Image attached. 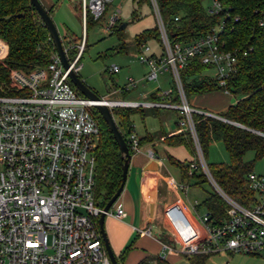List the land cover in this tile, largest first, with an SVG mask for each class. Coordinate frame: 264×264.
Listing matches in <instances>:
<instances>
[{
  "label": "built area",
  "instance_id": "obj_1",
  "mask_svg": "<svg viewBox=\"0 0 264 264\" xmlns=\"http://www.w3.org/2000/svg\"><path fill=\"white\" fill-rule=\"evenodd\" d=\"M108 1L80 0L83 19L86 14L100 19ZM151 3L161 49L156 53L142 43L137 60L147 66L146 80L158 81L159 75L169 72L170 83L176 85L181 101L176 104L163 100L170 99L169 86L157 91L160 101L117 100L110 106L177 109L182 117L180 126H186L193 135L205 178L227 204L226 215L219 221L208 210L195 214L194 226H183L175 234L179 244L163 243L159 257L221 252L264 257V175L254 171L246 174L255 195L249 207L237 203L217 185L197 142L191 117L192 113H212L190 105L179 74L192 58H199L213 69L212 77L224 87L238 59V51L226 48L220 37L225 19L194 39L173 41L155 0ZM205 11L211 16L224 11L228 17L227 8L219 0H208ZM118 20L115 11L104 21L103 31L112 33ZM81 49L71 61L76 70ZM7 53L8 45L0 38V64H4ZM118 70L117 66L110 68L111 73ZM137 82L128 77L119 87L120 92L136 87ZM223 92L230 94L226 89ZM92 106L93 102L79 95L70 83L68 70L56 53L46 66L30 71L10 68L7 79L0 80V264H111L98 227L103 212L95 191V150L100 129ZM125 141L131 156L140 153L141 144L134 130ZM196 168L197 163L191 162L188 174ZM187 186L179 185L182 189ZM105 215L122 220L126 213L117 206ZM141 232L150 234V229Z\"/></svg>",
  "mask_w": 264,
  "mask_h": 264
},
{
  "label": "trees",
  "instance_id": "obj_2",
  "mask_svg": "<svg viewBox=\"0 0 264 264\" xmlns=\"http://www.w3.org/2000/svg\"><path fill=\"white\" fill-rule=\"evenodd\" d=\"M140 1L146 2V0ZM219 1L228 10L227 18L224 16V11L219 15H208L203 0H155V3L167 35L173 41L194 39L206 33L220 22L221 18L225 19V28L220 33V37L226 48L238 51V59L236 70L228 76L224 87L219 86L214 77L201 75L202 71L210 66L201 63L199 58H192L179 74L186 98L191 94H204L223 89L238 98L236 103L228 105L218 113L227 121L199 113H192L191 117L197 142L213 179L229 197L240 205L249 207L255 195L246 180V174L253 171L255 160L264 159V0ZM150 2L151 0L148 3ZM76 10L83 19L80 1ZM48 12L50 14L52 8ZM88 15L86 14L84 23L86 30L94 22L93 18H87ZM175 17L178 19L175 20ZM113 30V33L117 32L119 37H122L120 33L122 28L117 23ZM0 38L8 45L5 62L0 64V80L7 79L10 68L30 71L36 67L46 66L51 60V55L55 53L49 31L30 0H0ZM149 39L160 41L157 26L144 29L135 36L134 41L139 48ZM71 50L74 56L69 61H72L78 53L74 47ZM112 51L124 52V42L121 40ZM170 87V99L164 97L163 100L180 103L176 85L171 82ZM127 91L121 93L125 95ZM77 92L83 96L78 90ZM150 99L161 100L156 91L151 93ZM159 109V107L116 106L112 108V114L126 140L134 130L131 120L134 113H139L142 118L148 115L158 117ZM92 112L100 129L95 150V191L96 197L101 199L100 205L104 206L120 186L123 156L108 125L94 106ZM161 137L169 146L183 145L193 157L189 162H180L168 155L169 160L180 168L182 181L188 185L190 182L200 185L207 180L198 162L195 141L189 129L170 135L163 133ZM147 138L151 139V136L139 138L140 144ZM217 140H221L225 147L229 157L228 164L207 163V149L211 142ZM247 151H253V160L243 159ZM191 162H196L197 168L189 175ZM200 206L208 210L218 221L226 215L227 204L215 191L208 193ZM131 245L132 242L125 247L119 258L116 257L118 262L124 259ZM210 255L193 254L184 257L190 264H206ZM136 264H167V262L157 256L151 260L146 257Z\"/></svg>",
  "mask_w": 264,
  "mask_h": 264
},
{
  "label": "rangeland",
  "instance_id": "obj_3",
  "mask_svg": "<svg viewBox=\"0 0 264 264\" xmlns=\"http://www.w3.org/2000/svg\"><path fill=\"white\" fill-rule=\"evenodd\" d=\"M147 1L149 2V0H146V2H141L140 0H110L106 4L104 16L100 19L94 20L90 14L88 15L87 18H91L94 22L89 25L86 30L85 26L83 28L82 19L78 10H75L73 7V4H76L77 6L79 0H53L54 8L50 13V16L61 36L68 59L71 60L74 56V52L71 48L74 47L78 52L80 46L82 47L83 52L81 49L82 55L80 52L81 57L77 63V66L79 67L77 74L86 85L105 100L117 101L122 99H137L141 96L140 94L142 92L151 93L154 91L153 89L157 88L159 83L160 85H164L165 88L170 85L169 82L171 79L169 72L164 73L163 76L159 75L158 81L142 79L147 71V66L137 60L139 48L135 44L134 38L144 29L152 28L154 26L158 27L153 4L151 2L148 3ZM203 4H208V0H203ZM115 11H117L119 19L117 25L121 26L124 24L122 30H120V33L122 34L121 38L117 32H112L113 34H110L103 31L104 21ZM121 40L125 44V51H112ZM76 43H78V45H76ZM143 43L149 46L153 52H160L161 48L157 40L149 39ZM113 66L119 68L117 73L110 72V68ZM213 72V69L208 68L202 71L201 75L212 77ZM128 77L138 80V83L136 84V87L129 89V95L124 96V93H119L116 86L123 87L126 84V79ZM187 99L191 105L194 104L213 112H222L228 105L234 104L238 100L237 97L231 94H226L223 90H216L204 94H191ZM163 111L164 113L161 114L159 119L152 115L142 118L139 113H134L131 116L134 131L138 135H142L145 134V127L149 132L155 131V133L160 132L162 128L166 131L175 130L180 115L177 114V116L165 120L164 118L169 115L170 111ZM163 120L164 122H161ZM170 154L181 161L187 159L189 156V152L182 145L176 148L174 152H170ZM243 159L246 161L253 160V151H247ZM207 163H229L228 154L221 140L210 143L207 149ZM252 170L257 174L264 175V159L255 160ZM172 173L178 178L175 171H172ZM214 190V187L208 179L200 185L190 182L187 186L186 196L192 203L195 200L202 202L208 193H211ZM122 197L123 196L120 195L110 207L112 211H115L117 205H121L127 210V199ZM204 211L203 208H200V215H202ZM138 217L139 218L136 219L132 214L122 219V221L128 224L136 223V225H140V214H138ZM126 227L129 228V226ZM104 229L106 232L105 224ZM151 230L153 234L152 236H155L156 233L154 227H152ZM135 233H137V231ZM135 235L136 234H134L133 238H135ZM170 244L176 246L175 241ZM226 255L227 254L219 255V253L211 254L208 257L206 264H264V257L261 256L235 254L230 257ZM155 256L154 253H150L148 258L151 260ZM173 264L190 263L186 257L183 256V258H180V260Z\"/></svg>",
  "mask_w": 264,
  "mask_h": 264
},
{
  "label": "crops",
  "instance_id": "obj_4",
  "mask_svg": "<svg viewBox=\"0 0 264 264\" xmlns=\"http://www.w3.org/2000/svg\"><path fill=\"white\" fill-rule=\"evenodd\" d=\"M40 2L47 10L52 8L53 11V0H40ZM73 7L76 10V4H73ZM84 23L85 20L82 19L83 28L85 25ZM76 45H78V43H76ZM142 79L145 80L144 76ZM169 86L170 85L165 88L164 85H160L159 83L157 88L153 89L154 91L151 93L159 90L165 91ZM116 88L120 93L119 86H116ZM151 93L142 92L140 94L141 96L137 99L123 100L135 103H149L152 102L150 99ZM127 95H129V90L124 96ZM191 106L205 110L206 112L208 111L213 115H218V113H220L203 109L194 104ZM159 110L160 113L158 117L164 113L163 110L170 111L169 115L164 118L165 120L177 116V114L180 115L179 119L177 118L178 122L176 123L175 130L166 131L162 128L160 132L170 135L186 129V126L181 127L179 124L182 117L177 109L160 108ZM161 122H164V120ZM160 132H149L146 127L144 129L145 134L138 135L135 132L139 138L150 135L151 139H145L141 144L140 153L131 156L127 178L121 193V196H123L122 198L127 199V210L123 208V206L117 205L124 209L126 213L124 218L133 214L134 218L136 217V219H138V214H140L141 222L139 224L141 226L136 225V223H125L113 216H106L104 219L106 235L117 258H119V255L125 247L132 242L131 248L127 251L124 259L119 261V264H136L140 260L146 257L148 258L150 253H154L156 255L155 257H159L163 249V243L171 245L170 243H174L175 241V245L177 246L179 241L175 234L179 233L180 229H183V226L188 224L194 226L193 221H195V214L200 215V208L206 210L204 207L200 206L201 202L195 200L192 203L188 200L186 196L187 188L182 189L179 187V185L185 184L181 178V170L176 164L169 160L168 155H171L170 152H174L175 149L181 145L169 146L165 144L161 137L163 133ZM149 151H152V156L149 155ZM172 157L178 160L174 156ZM192 159L193 157L189 154L188 158L183 161L189 162ZM178 161L183 162L181 160ZM172 171L177 173L178 178L174 176ZM126 226H129L130 229ZM152 227L155 229V236H152ZM145 229H150V234L141 232V230ZM136 231L137 233H135ZM134 234H136L135 238H133ZM221 254H227L226 256L231 257L232 255L241 253H219V255ZM183 256L185 255L169 254L164 260L167 264H173L180 260V258H183Z\"/></svg>",
  "mask_w": 264,
  "mask_h": 264
},
{
  "label": "water",
  "instance_id": "obj_5",
  "mask_svg": "<svg viewBox=\"0 0 264 264\" xmlns=\"http://www.w3.org/2000/svg\"><path fill=\"white\" fill-rule=\"evenodd\" d=\"M30 3L33 5L37 13L39 14L42 22L47 27L49 31L50 38L52 40L53 46L55 48V53L58 56L60 63L64 67L65 70H68V77L73 86L88 100L93 102V106L97 109V111L101 114L103 119L105 120L106 124L108 125L110 131L113 134V137L115 138L120 152L123 156V163H122V180L120 183V186L116 190V192L112 195V197L107 201V203L103 206V212L100 214L98 218V226L99 231L104 243L105 250L107 252V255L109 257V260L111 264H119L117 261V258L109 244L105 229H104V219L106 217L105 212L110 209V207L115 203V201L118 199V197L121 195L124 184L127 178L128 169H129V163L131 159V154L129 152L127 143L125 139L123 138L121 132L119 131L113 114H112V107L108 104L107 100L103 99V97L99 96L95 91H93L88 85L84 83V81L78 76L77 70L73 68L71 61H69L66 49L63 46L61 36L48 12V10L43 6V4L40 2V0H30ZM124 24L120 26V28H123ZM211 117L219 118L221 120L227 121L226 119L212 115ZM233 124H236L240 126L238 123L231 122Z\"/></svg>",
  "mask_w": 264,
  "mask_h": 264
},
{
  "label": "bare ground",
  "instance_id": "obj_6",
  "mask_svg": "<svg viewBox=\"0 0 264 264\" xmlns=\"http://www.w3.org/2000/svg\"><path fill=\"white\" fill-rule=\"evenodd\" d=\"M107 102H108L109 105H113V104H115L114 101H109V100H107Z\"/></svg>",
  "mask_w": 264,
  "mask_h": 264
}]
</instances>
